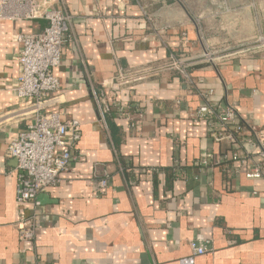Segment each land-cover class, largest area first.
<instances>
[{
    "label": "crops",
    "instance_id": "crops-1",
    "mask_svg": "<svg viewBox=\"0 0 264 264\" xmlns=\"http://www.w3.org/2000/svg\"><path fill=\"white\" fill-rule=\"evenodd\" d=\"M37 2L75 15L76 40L55 69L60 88L42 112L78 119L82 136L62 182L39 196L35 237L21 240L19 216L32 205L17 202V160L7 146L33 119L34 105L14 90L22 44L13 35L39 31L47 21L0 20V264H182L198 235L211 247L195 264H264V178L228 176L216 164L199 169L205 152L218 155L228 146L212 140L206 120H193L202 103L198 89L177 70L111 83L118 71L158 68L171 54L199 58L210 46L217 59H199L190 77L203 79L199 86L213 88L218 103L233 102L264 129V44L258 42L264 0ZM241 47L251 49L225 55ZM92 82L98 91L114 89L123 105L141 104L143 116L132 112L139 127L114 113L106 129ZM106 175L103 196L96 183Z\"/></svg>",
    "mask_w": 264,
    "mask_h": 264
},
{
    "label": "built area",
    "instance_id": "built-area-1",
    "mask_svg": "<svg viewBox=\"0 0 264 264\" xmlns=\"http://www.w3.org/2000/svg\"><path fill=\"white\" fill-rule=\"evenodd\" d=\"M183 2L184 0H179ZM75 15L62 9L40 4L37 0H0V20L34 21L46 20L47 24L36 32L14 33L15 41L22 44L18 56L21 72L14 88L21 100L32 101L34 117L12 138L7 146V155L17 160L16 199L20 205H32V211L23 210L18 221L21 240L30 241L35 237L41 226L42 202L41 192L55 187L62 182V175L69 171L79 157L76 153L82 136V124L78 119H63V112H42L52 106V94L60 88L59 77L55 69L62 63V54L67 43L76 40L74 30ZM264 44V36L258 38ZM206 46L199 58L171 54L167 62L158 68H144L118 71L111 78V83L121 86L129 85L137 80L146 79L163 70H177L188 80L190 89H198L197 94L202 100L192 114L195 122L206 120L209 136L215 143L228 146L223 152L215 155L212 150L205 152L197 163L201 171L213 165H219L228 176L240 175L256 180L264 178V129L252 119L244 117L236 104L227 102L220 104L214 99L213 88H202L198 81L190 77L189 68L199 59L214 62L216 52ZM251 47H244L227 54L246 53ZM87 71V70H86ZM91 82V80H90ZM91 93L97 104L99 121L108 129L107 119L116 113L120 118L127 119L131 128L139 127V120L132 117L134 110L141 112V104H121L113 90L103 88L98 91L93 82ZM112 88V86H111ZM179 163L176 162L177 166ZM244 167V171L242 168ZM123 171V167L120 165ZM110 176L98 179L96 186L100 195H106ZM191 255L181 260L182 264H195L199 255L210 251V241L203 235L189 240ZM15 264H40L22 261Z\"/></svg>",
    "mask_w": 264,
    "mask_h": 264
},
{
    "label": "rangeland",
    "instance_id": "rangeland-1",
    "mask_svg": "<svg viewBox=\"0 0 264 264\" xmlns=\"http://www.w3.org/2000/svg\"><path fill=\"white\" fill-rule=\"evenodd\" d=\"M208 48L211 49L212 51H214L213 49H215V48L210 47V46H209ZM243 48H244V47H241V48H234V49H232V50H229V52L232 53V52H234V51H237L238 49H243ZM215 50H216V49H215ZM227 53H228V52H226L225 55H227Z\"/></svg>",
    "mask_w": 264,
    "mask_h": 264
},
{
    "label": "trees",
    "instance_id": "trees-1",
    "mask_svg": "<svg viewBox=\"0 0 264 264\" xmlns=\"http://www.w3.org/2000/svg\"><path fill=\"white\" fill-rule=\"evenodd\" d=\"M111 118V117H110Z\"/></svg>",
    "mask_w": 264,
    "mask_h": 264
}]
</instances>
